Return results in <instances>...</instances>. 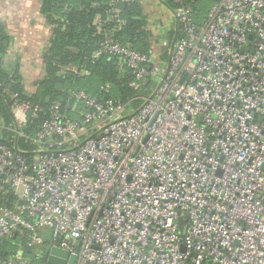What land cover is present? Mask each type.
Masks as SVG:
<instances>
[{
    "label": "built area",
    "instance_id": "2783aa9c",
    "mask_svg": "<svg viewBox=\"0 0 264 264\" xmlns=\"http://www.w3.org/2000/svg\"><path fill=\"white\" fill-rule=\"evenodd\" d=\"M133 1L94 19L93 57L131 73L137 105L71 90L63 111L7 94L1 129L33 148L0 140V195L14 198L0 238L27 233L40 256L47 244L46 259L57 248L74 264H264V0H221L200 21L171 0L180 35L165 63L115 39V4Z\"/></svg>",
    "mask_w": 264,
    "mask_h": 264
},
{
    "label": "trees",
    "instance_id": "16d2710c",
    "mask_svg": "<svg viewBox=\"0 0 264 264\" xmlns=\"http://www.w3.org/2000/svg\"><path fill=\"white\" fill-rule=\"evenodd\" d=\"M114 1L40 0V14L52 30V39L44 55V78L37 85L36 91L23 99L41 108H47L52 102H57L61 105V109L66 111L68 92L82 90L99 100L113 99L121 103L132 100L136 105L139 103L136 99L143 94L144 90L128 87L132 78L131 73L120 72L111 56L100 54L93 57L102 40L101 32L93 26V21L97 16L105 19L107 9ZM220 1L185 0V3L194 10L196 19L200 21L208 10ZM120 13L126 24L114 35L115 39L139 53L149 54L148 33L143 29V20L139 19L141 8L138 0L125 5ZM8 47L9 39L0 21V119L5 124L11 122L7 94L16 92L23 95L24 93L22 78L18 71L8 72L3 68V57ZM67 67L87 74L77 76L74 72L65 70ZM105 87H107V93L103 92ZM47 98L48 102H46ZM41 119L44 117L31 118L23 127L24 133L31 134ZM6 135L8 138L3 142L10 146L17 144L22 149L33 148L31 142H25L22 139L12 142L11 135L9 133ZM13 202L11 193L0 195V206H10ZM42 249L45 253L40 256L41 254L36 253L39 249L28 246L27 233L18 232L9 237L0 238V261H6L22 251L23 257L29 261V264H47L48 245H43Z\"/></svg>",
    "mask_w": 264,
    "mask_h": 264
},
{
    "label": "crops",
    "instance_id": "0c3cea01",
    "mask_svg": "<svg viewBox=\"0 0 264 264\" xmlns=\"http://www.w3.org/2000/svg\"><path fill=\"white\" fill-rule=\"evenodd\" d=\"M138 2L141 8L139 19L143 20V29L148 33L149 53L165 63L180 35L173 16L174 5L171 0ZM0 21L9 39L3 68L8 72L17 70L24 93H34L44 78V55L52 39V30L40 14V0H0ZM154 88L151 86L147 93L151 94ZM11 124L12 115L8 124L0 119V140L8 138L7 132L1 128Z\"/></svg>",
    "mask_w": 264,
    "mask_h": 264
},
{
    "label": "water",
    "instance_id": "95a60500",
    "mask_svg": "<svg viewBox=\"0 0 264 264\" xmlns=\"http://www.w3.org/2000/svg\"><path fill=\"white\" fill-rule=\"evenodd\" d=\"M123 3H117L116 8L120 11L124 9ZM48 98L46 99V102H48ZM69 106H66V109H68ZM67 260V261H66ZM47 264H74L75 256H68L67 253L61 249H51L49 252V255L46 259Z\"/></svg>",
    "mask_w": 264,
    "mask_h": 264
},
{
    "label": "rangeland",
    "instance_id": "374dc122",
    "mask_svg": "<svg viewBox=\"0 0 264 264\" xmlns=\"http://www.w3.org/2000/svg\"><path fill=\"white\" fill-rule=\"evenodd\" d=\"M137 101H140V100H137ZM135 104V103H134Z\"/></svg>",
    "mask_w": 264,
    "mask_h": 264
}]
</instances>
